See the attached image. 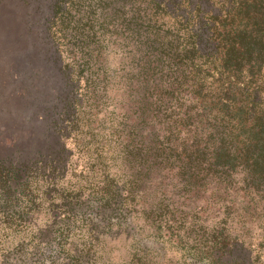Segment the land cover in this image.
<instances>
[{"label":"trees","instance_id":"trees-1","mask_svg":"<svg viewBox=\"0 0 264 264\" xmlns=\"http://www.w3.org/2000/svg\"><path fill=\"white\" fill-rule=\"evenodd\" d=\"M15 1L0 0V264H264V0H53L42 35ZM43 39L77 173L63 141L22 158L12 138L31 99L3 55Z\"/></svg>","mask_w":264,"mask_h":264},{"label":"rangeland","instance_id":"rangeland-1","mask_svg":"<svg viewBox=\"0 0 264 264\" xmlns=\"http://www.w3.org/2000/svg\"><path fill=\"white\" fill-rule=\"evenodd\" d=\"M53 0H16L10 6V14L17 20V25L20 28L29 25H36L42 29L39 34L44 31V20L50 14L51 3ZM5 16L0 11V18ZM34 18L36 23H34ZM1 22V21H0ZM42 33V34H41ZM4 37L0 32V55L8 49L7 46H2ZM44 40L45 45H37V47H27L23 51L14 52L13 55H6L4 61L6 66H11V73L19 82V86L29 92L31 103L25 107L22 118V126L19 132L15 135L12 132V138L16 140V147L20 151L22 158H29L37 154H52L64 142L65 147L71 151L70 161L72 162V171L77 173L82 164V151L76 149L71 139L61 137L55 131L53 120L56 118L61 100L66 92L65 82L61 71L59 70V59L56 58L57 51L47 40ZM31 46V45H30ZM5 49V50H4ZM7 69V67H6ZM17 154V153H16ZM79 157V158H77ZM77 164V165H76ZM74 178V174H73ZM42 218L43 212L39 214ZM114 250L113 259L117 262L119 258V250L115 249L118 246V238L113 239ZM110 241L108 246H111Z\"/></svg>","mask_w":264,"mask_h":264}]
</instances>
